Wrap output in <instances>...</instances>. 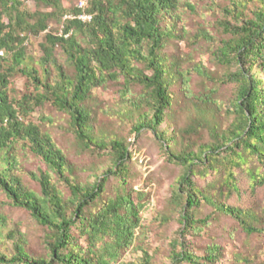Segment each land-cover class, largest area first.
<instances>
[{
  "label": "trees",
  "instance_id": "1",
  "mask_svg": "<svg viewBox=\"0 0 264 264\" xmlns=\"http://www.w3.org/2000/svg\"><path fill=\"white\" fill-rule=\"evenodd\" d=\"M36 1L38 6L53 10L28 11L20 0H0V189L10 204L28 210L49 229V258L32 256L21 236L12 255L0 249V264H126L121 260L122 254L136 240L145 204L140 200L142 196L135 202L126 188L114 198L103 200L110 177L126 181L124 172L132 156L125 141H107L95 133L93 111L85 104L95 88L109 80L119 81L120 77L125 81L124 95H131L134 85L142 87L133 106L148 109L140 114L133 132L137 135L149 129L163 143L169 160L184 167L174 198L183 204V226L170 264H219L220 246L212 244L205 254L198 255L185 241L189 229L205 223L194 214L203 201L232 216L246 234H264V213L259 215L222 200L240 191L234 168L249 158L263 167L248 169L250 188L255 191L264 186V0H228L223 7L225 19L221 28L228 38L222 40L218 57L237 66L229 76L236 87V99L233 108L226 110L215 99V89L191 94L189 70L183 68L179 59L169 60L162 53L169 40L183 38L187 33L181 27L183 36H179L178 25L184 5L192 8L188 1L89 0L85 11L92 15L90 22L78 17L63 19L67 13L77 16L84 11L80 7L67 8L63 0ZM51 19L63 24L62 33L47 32L40 44L44 53L41 59L28 57L27 35L47 31ZM204 35L213 40L209 34ZM57 48L74 68L72 76L55 56ZM197 71L210 78L203 66ZM16 73L32 81L33 93L18 99L9 95L11 77ZM175 83L188 98L194 97L192 121L182 129L181 137H199L205 129L210 138L180 151L172 150L170 138L160 129L174 116ZM46 103L69 116L73 133L84 148L111 151L113 167L95 182L82 184L71 177L64 151L42 124L29 120L35 109ZM224 114L232 119L229 124L218 118ZM24 150L40 157L47 167L39 174L31 173L40 185L39 192L24 183L19 158V152ZM219 171L227 178L213 192L200 189L194 181L196 174ZM59 183L68 188L69 197H65ZM79 239L87 245L83 246ZM145 255L148 262V253Z\"/></svg>",
  "mask_w": 264,
  "mask_h": 264
},
{
  "label": "rangeland",
  "instance_id": "2",
  "mask_svg": "<svg viewBox=\"0 0 264 264\" xmlns=\"http://www.w3.org/2000/svg\"><path fill=\"white\" fill-rule=\"evenodd\" d=\"M20 1L23 3V8L28 11H35L37 8L41 12L53 10L51 7L38 6L36 0ZM82 1L63 0V4L67 8H75L80 7ZM85 1L88 6L89 0ZM185 1H188L192 8L184 5L181 9L182 22L178 27L179 36L183 34L181 27H184L187 33L183 38L176 37L169 40L162 53L169 60L179 59L183 68L189 70L187 73L190 74L191 94L198 95L215 89V99L221 103L224 110L232 109L236 99V87L229 76L231 72L237 70V66L235 63L222 62L218 57L222 40L228 38L221 28V21L225 19L223 7L228 5L229 1ZM71 15L67 13L63 19ZM62 29L63 24L58 19H51L47 31L39 35L28 34L25 42L27 56L35 60L41 59L44 53L40 44L45 41V34L47 32L61 34ZM204 34H209L213 40H207ZM55 56L59 57L60 65L64 66L70 76L75 74L74 68L61 55L59 48L55 51ZM199 66H203L210 73L209 79L199 74L197 71ZM37 67L40 69V65L37 64ZM124 86L123 77H120L119 81L109 80L95 88L85 102L93 111L95 133L107 141L114 139L125 141L132 156L124 172L126 181L124 182L120 177H110L103 200L114 198L126 188L135 202H138L139 196H142L140 200L145 204L140 213L142 221L137 229L136 240L133 246L123 252L121 259L123 262L170 264L173 248L176 247L175 243L180 237V229L183 226V204H178L174 198L184 167L169 160L163 143L149 129H143L137 135L133 132L132 128L139 120L140 114L148 109L144 107L138 110L133 106L134 98L142 92V87L134 85L131 87V95L127 96L124 95ZM10 88L9 95L17 99L26 93L34 92L32 81L20 73L11 77ZM172 90L177 96V103L175 102L173 107L174 116L160 126L165 137L170 138L169 145L172 150L180 151L182 148L209 141V134L205 129L199 137L194 136L191 139L188 135L181 137L182 129L192 121L194 97L188 98L178 83H175ZM218 118L226 124L232 121L226 114L222 117L218 115ZM69 119L67 114L58 111L50 103L39 106L29 117L33 123L42 124L43 130L49 132L64 151L70 165L69 175L82 184L93 183L107 169L113 167L111 151L100 150L94 146L91 149L84 148L73 133ZM19 158L25 185L39 192L40 185L32 178L31 173L39 174L45 171L47 169L45 163L28 150L19 152ZM257 166H260L259 162L249 158L240 167H235L234 172L240 191L233 192L230 197L222 200L229 205L252 209L263 215L264 186L252 191L248 175V169ZM260 170H263V167L260 166ZM226 178L227 174L219 171L203 176L196 174L194 181L200 189L213 192L214 187L216 189L221 187L222 181ZM59 186L64 191L65 197H69L68 188L62 183H59ZM194 214L197 220H205V223L199 222L195 229L187 231L185 241L191 251L202 255L205 254L208 246L217 244L222 249L219 264H264V234H246L232 216L216 211L204 201L194 210ZM1 230L0 249L4 253L12 255L15 252V242L22 236L32 256L49 258V229L39 224L28 210L10 204L7 196L0 189ZM79 240L83 246L87 245L84 239ZM145 252L149 256L148 262L145 260Z\"/></svg>",
  "mask_w": 264,
  "mask_h": 264
},
{
  "label": "built area",
  "instance_id": "3",
  "mask_svg": "<svg viewBox=\"0 0 264 264\" xmlns=\"http://www.w3.org/2000/svg\"><path fill=\"white\" fill-rule=\"evenodd\" d=\"M87 7V2L85 0H83L80 4V8H82L84 11L80 14H78L77 16H69V17H78L79 19H81L84 22H90L92 20V15L88 12L85 11V8Z\"/></svg>",
  "mask_w": 264,
  "mask_h": 264
}]
</instances>
